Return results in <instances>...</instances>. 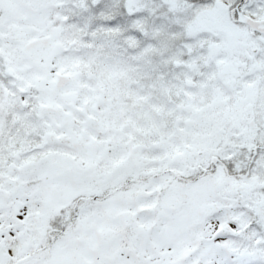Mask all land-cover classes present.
Masks as SVG:
<instances>
[{"label": "snow or ice", "instance_id": "snow-or-ice-1", "mask_svg": "<svg viewBox=\"0 0 264 264\" xmlns=\"http://www.w3.org/2000/svg\"><path fill=\"white\" fill-rule=\"evenodd\" d=\"M0 264H264V0H0Z\"/></svg>", "mask_w": 264, "mask_h": 264}]
</instances>
